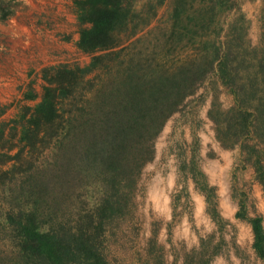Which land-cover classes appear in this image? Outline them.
<instances>
[{"label":"trees","instance_id":"16d2710c","mask_svg":"<svg viewBox=\"0 0 264 264\" xmlns=\"http://www.w3.org/2000/svg\"><path fill=\"white\" fill-rule=\"evenodd\" d=\"M138 1L71 0L75 47L88 62L42 67L40 92L27 84L0 121V264L125 262L123 238L139 235L135 196L156 139L213 77L232 97L223 108L213 93L207 118L214 138L224 150L237 149L233 171L250 167L264 197V29L253 46L243 13L223 22L233 0H170L161 18L169 0ZM12 14L11 1L0 0V21ZM198 148L193 132L172 216L181 197L189 201L191 180L215 229L198 235L181 264H209L227 245V221L197 164ZM233 197L234 218L250 226L264 264V215H249L245 191ZM133 257L129 264H167L157 228Z\"/></svg>","mask_w":264,"mask_h":264},{"label":"rangeland","instance_id":"374dc122","mask_svg":"<svg viewBox=\"0 0 264 264\" xmlns=\"http://www.w3.org/2000/svg\"><path fill=\"white\" fill-rule=\"evenodd\" d=\"M13 14L0 21V121L9 118L27 84L41 90L40 69L58 63L84 65L89 57L75 47L77 32L71 0H10ZM146 0H139L140 7ZM235 7L223 16L231 20L235 11L244 14L248 24L246 35L253 46L259 43L264 29V0H233ZM170 0L159 9L158 18L166 15ZM215 78L206 81L197 93L187 99L180 112L166 122L155 142V156L140 175L135 196V228L123 238L129 264L135 250L144 245L157 228V239L164 246L167 264H181L185 250L195 246L198 235L211 233L215 226L205 212L204 197L187 181L189 201L179 200L172 216L171 200L183 186L178 171L180 158L188 160L193 132L198 137L199 168L215 187L217 209L227 221L224 236L227 245L220 256L209 264H262L252 250V233L248 223L234 218L237 210L235 192L248 194L249 215H264V197L253 181L250 167L234 170L237 149L224 150L214 138L212 123L207 118L213 93L223 108L232 97ZM170 232L168 234V226ZM126 239V241H125Z\"/></svg>","mask_w":264,"mask_h":264}]
</instances>
